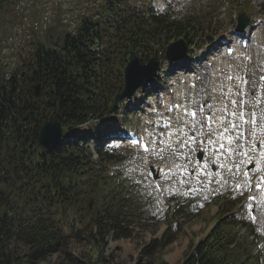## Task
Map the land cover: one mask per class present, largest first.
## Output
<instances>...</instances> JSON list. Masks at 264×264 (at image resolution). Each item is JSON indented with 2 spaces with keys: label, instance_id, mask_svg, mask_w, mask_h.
Listing matches in <instances>:
<instances>
[{
  "label": "trees",
  "instance_id": "1",
  "mask_svg": "<svg viewBox=\"0 0 264 264\" xmlns=\"http://www.w3.org/2000/svg\"><path fill=\"white\" fill-rule=\"evenodd\" d=\"M9 1L0 0V8ZM185 24L187 22L181 25L154 16H150L149 21L142 19L130 25L126 23L120 30L124 36L109 48L111 53L120 55L122 67H125L138 51L152 50L166 41L182 38L190 45L200 26L194 22ZM101 36L102 30L96 23L83 20L75 36L64 34L57 38L54 48L38 43L21 66L22 72L7 80L0 77V264L15 262L16 258L5 251L11 241L28 247L25 257L31 264L45 260L60 247L65 248L68 239L55 217L63 218L58 213L71 212L83 205L78 188L81 177L86 176L89 181L97 176L96 182H105L101 176L102 168L92 169L91 155L78 148L84 141L82 127L108 116L116 95L105 78V75L111 78L112 70L102 74L95 71L97 54L92 48ZM36 84L41 90L38 99L33 98L32 92ZM109 96L112 97L110 100ZM32 111L40 121L54 115L72 144L64 150L57 148L46 153L38 150L35 145L38 126L28 125ZM113 154V151L98 152V165L116 163L118 160L113 158L117 156ZM145 195L144 192L133 199L125 198L124 194H116V197L110 194L108 199L101 197V205L92 222L97 264H107L104 245L101 244L103 235H111L113 240L129 237L131 230L125 227L126 219L136 212V220L142 215L138 208L133 212L129 210L136 202L144 206L147 203ZM195 199V195H190L180 198L179 202L173 201L175 205L183 204L179 205L174 216L172 214L174 219L169 224L176 220V216L188 212ZM219 203L214 227L198 243L191 241L188 244L180 264L257 262L256 257L249 259L244 244L235 243L234 234L227 230L238 229L241 225L233 217L224 218L239 202L222 197ZM125 208L128 212L124 211ZM131 222L128 221L127 226ZM242 225L251 230L247 223ZM170 242L171 237L166 235L160 240H152L142 248L135 264H146L145 258H151L156 250ZM157 264H166L162 256L158 257Z\"/></svg>",
  "mask_w": 264,
  "mask_h": 264
},
{
  "label": "rangeland",
  "instance_id": "2",
  "mask_svg": "<svg viewBox=\"0 0 264 264\" xmlns=\"http://www.w3.org/2000/svg\"><path fill=\"white\" fill-rule=\"evenodd\" d=\"M72 3L74 15L79 17L80 10L85 8L83 0H72ZM184 4L185 8L182 11L174 12L171 8L167 9L166 17H168L170 21H196L200 26L198 28L199 31L196 34L197 38L195 39V42H193V45L196 44V46L202 44L207 36L210 37V43L218 42L220 35L227 34L228 30L233 29L235 26V17H233L232 12L234 10L238 11L239 9L247 11V0H189ZM166 17H164V19H166ZM12 21L13 24H15V16L13 15L9 4H5L0 8L1 38L7 33ZM130 21L131 18L126 20V23H129L130 25ZM120 30L119 33H116L114 28H106V30L103 31L105 34L104 38L107 39L106 43L110 42V44H115L119 37H123L124 33L120 32ZM64 31V28L59 26L58 23H55V25L40 38L34 37L32 42H19L13 48V53H11L10 57L7 54H4V56L0 54V73L4 70L7 71L11 69L14 73L22 72V61L20 58H24V62L25 60L27 61L29 53L34 49V46L37 43H41L49 48L54 47L56 38H61ZM169 42L170 41H166L160 46L154 47L152 50L138 51L140 62L145 63L147 57L151 55L161 61L163 59L166 45ZM235 42L236 39H233L232 43L235 44ZM113 56L114 55L111 56L112 59ZM119 59L120 56L115 59L116 61L112 69L113 74H111V78L105 76V78H107L106 83H108L110 89L113 90V94H117V91L121 92L123 90V68H121V62ZM230 63L234 62L231 60L226 62V64ZM109 66L107 68H109ZM236 66L239 71L252 73V80L256 78L258 67L256 69L257 72L252 71V69L256 67V63L245 65L243 62H236L235 67ZM161 71L159 72L158 78L154 79V82L152 83V86H157L158 89H160V86H166L163 82L164 76L171 75L172 73H170V71H173V68L168 67L163 73ZM159 84L161 85L159 86ZM215 84V81H207L205 85L202 84L206 90L208 98L212 100L218 99L222 96L220 95L221 90H216ZM139 91L142 93L138 96L136 102L135 100L133 101V105L120 102L114 112V119H111V116H105L98 122H90L83 126L82 134L84 135L85 140L96 134H98V137L105 134L108 136L116 135L118 137L121 129L130 133L140 132L147 135L151 146V153L144 156L137 150L129 149L126 146V143L121 141L114 149V154L112 155L117 156L113 159L118 161L116 163L103 164L102 168L104 169V174L102 176H106V178H104L105 182H103V180L96 182L98 179L97 176H94L89 181L86 180V176L81 177L78 183V188L83 196V205L79 208L80 212L78 210L77 215L67 216L68 214L65 213L61 215L65 219L61 225L64 227V235L68 236L67 246L65 248L60 247L59 251L51 254L45 260L32 264H76L77 261V264H97L94 254L96 251L95 243L92 238L95 232L92 225L93 216L94 212H96L101 205V197L108 199L110 194L116 197V194L125 195L128 192H131L133 195L129 196L130 199H133L136 194L147 192L151 202L144 206L145 213L141 220L135 221V216L137 215L136 212L134 213V216L131 217L133 219L131 226H125L129 228V230L132 228L129 237L113 240L111 235H103V242L101 244L104 245V256L107 264H135L142 248L154 239L160 240L163 235L171 237V242L161 249L156 250L151 258H145L146 264H157V259L160 256H163V259L167 264H180L188 244L191 241L198 243L204 238L205 234L213 228L214 221L217 219V213L214 210L216 209L213 204L214 202L210 201V195L215 189L220 188V178L215 174H211L210 179L212 182L208 184L205 182V179L199 178L195 175L190 177V179H187L182 173L165 180L163 182L164 188L166 191H170L171 195L173 193L175 196L181 195L183 187H190L193 191L192 193L198 196L196 205L193 208L195 211L192 212L191 210L190 214L183 215L180 219H176V221L170 225L168 224L167 219L160 217V214L157 215L159 212L157 213L156 209L160 211L161 208L163 209L165 203L164 201H161L160 203L157 200V195H155L153 189L150 187V180L147 176L148 172L146 166L153 165L158 167V169H163L167 168L169 165L177 164L181 167H188L191 165V169H193L197 162L195 159V153L196 151H199L204 155L205 163L208 161L212 165L214 172H216L217 169H223L226 165H230L231 171L235 173L234 177L240 180V170L242 167L240 166L239 172H237L234 167L235 164L240 162L236 161L235 158H230V156L220 151L216 154L208 153L211 146L215 147V144L213 145L209 142L212 140V133H209L208 137L205 135L207 142L201 145H197L195 142L189 143L187 140L180 141L176 145L169 141H163L160 137L162 129L157 127L155 120L156 117L147 118L142 113L147 110L145 107V102L148 100L145 98L147 91L143 90V88ZM191 94L193 93L191 92ZM111 98L112 97L109 96L108 100ZM129 108L133 111H136L138 108L141 110H137L138 112L133 114L134 112L130 111ZM141 118L147 119L148 122L141 120ZM89 134H91V136H87ZM92 139V142L97 144V139L94 137ZM71 144L72 140L67 137L58 149H67V146H70ZM104 145L105 143L102 141V146ZM78 148L84 150L85 153H88L86 145L83 144L80 147L78 145ZM102 153L104 154L105 152L102 151ZM92 156L93 164H95L97 159L94 158L95 156L93 154ZM252 164H254L252 172L256 174L258 168L255 163ZM221 165H224V167ZM92 168L100 169L101 166L92 165ZM117 178H122V181ZM90 200L93 202L91 209L88 211L86 210V205ZM198 201H200L201 204H198ZM115 206L116 205H114V207ZM138 206L140 205L137 202L134 203L129 211L133 212ZM237 208L238 209L235 212L227 214L225 219L235 217V219L241 223L244 222V220H246L245 215H243L245 213L244 199H241V204L239 203ZM262 210H264L263 206H261V208H256L257 214L258 212L261 213ZM124 211L128 212L126 210ZM71 217H74V220L67 225L66 220H71L69 219ZM227 230L231 234H234L236 231L235 228H227ZM237 230L238 233L235 236V242H238L237 239H239V243L244 241L248 246V250L251 249L250 242H253V248H255L257 243L254 239V235L260 233L264 236V212L262 216L258 218L256 226H254L251 233L245 228H238ZM263 249L264 241L257 246V251H260L259 254L262 258H264ZM255 250L256 248L252 252H249V258L255 254ZM5 251L10 252L12 256L16 258L15 262L12 264H31L27 262L25 257L28 253V247L19 242L11 241Z\"/></svg>",
  "mask_w": 264,
  "mask_h": 264
},
{
  "label": "snow or ice",
  "instance_id": "3",
  "mask_svg": "<svg viewBox=\"0 0 264 264\" xmlns=\"http://www.w3.org/2000/svg\"><path fill=\"white\" fill-rule=\"evenodd\" d=\"M229 79H232V77H229ZM238 79L240 84H250L251 87L246 92L240 87V84L236 85L238 90L235 94L239 98L230 101L235 111H228L227 106L220 109L222 114L227 112L228 116L235 117V120L228 119L225 121L223 115L219 117L207 115L197 120L196 112H192L191 116L193 117V122L200 124L201 127L204 126L205 120L211 122L215 118L221 122L220 127H222V131L218 133V138L226 140L227 144L221 143L219 149L232 156L245 158L248 163H255L257 168L262 172V176L257 177L260 183L255 185L259 189L264 185V95L260 97L254 95L257 89V80L253 79L249 81L243 77H238ZM259 80L264 81V75L260 76ZM246 105L251 107L252 111H246ZM256 109H259V111H256ZM245 126L248 127L246 128ZM249 137H251V143H249ZM209 142L216 143L215 140H210ZM221 166L224 167V165ZM240 166V163L234 165L237 172H239ZM243 175L248 185L251 186V181L248 180V173L244 172ZM240 187L242 185L237 184V188L239 189ZM248 199L252 200L254 198L250 196Z\"/></svg>",
  "mask_w": 264,
  "mask_h": 264
},
{
  "label": "water",
  "instance_id": "4",
  "mask_svg": "<svg viewBox=\"0 0 264 264\" xmlns=\"http://www.w3.org/2000/svg\"><path fill=\"white\" fill-rule=\"evenodd\" d=\"M248 20L242 15L238 17V26L236 31H242L247 25ZM187 48L182 40H178L170 44L166 48L165 60L176 61L182 58L186 54ZM159 62L154 59H150L147 64L141 65L138 58L132 59L126 65L123 78H124V90L120 94L114 97L113 104L110 112H113L118 102L123 98L132 97L135 92L150 82L157 73ZM34 98L39 96V85L33 88ZM37 122V117L33 112L30 114L29 124L33 125ZM62 124L52 115L43 120L39 125V132L36 137V145L42 152H48L56 148L62 141Z\"/></svg>",
  "mask_w": 264,
  "mask_h": 264
},
{
  "label": "bare ground",
  "instance_id": "5",
  "mask_svg": "<svg viewBox=\"0 0 264 264\" xmlns=\"http://www.w3.org/2000/svg\"><path fill=\"white\" fill-rule=\"evenodd\" d=\"M187 73H191L192 71H186ZM185 72V73H186ZM212 72H213V69H209V70H207V73L206 74H208L209 73V75L208 76H206V78H211L212 76H214V75H212ZM187 92H190L191 93V91L190 90H187ZM185 93H186V91H182V94H181V99L185 96ZM193 94H191V95H194V92H192ZM163 94V93H162ZM164 95V94H163ZM190 95V96H191ZM197 95V97L199 98V101L200 102H202V95H200L199 93H197L196 94ZM169 98H170V96H169ZM169 98H166V101H165V103H166V107H168V105H169ZM152 101H155L154 99L152 100ZM147 104H149V103H147ZM185 105H187V102L186 101H184L183 103H181V107H182V109H185ZM152 107V104H151V106H150V108ZM181 112L182 111H180V114H181ZM175 114H177V113H175ZM181 120L183 121L184 119L181 117ZM167 121H169V120H167ZM160 124H161V121H160ZM175 127V124L174 123H171V125H169V127H167V129H165L166 130V137H170V136H179V135H181L183 132H184V130H185V128L183 127V128H177V129H175L174 128ZM117 142L116 141H112V142H110L109 144L110 145H115Z\"/></svg>",
  "mask_w": 264,
  "mask_h": 264
},
{
  "label": "built area",
  "instance_id": "6",
  "mask_svg": "<svg viewBox=\"0 0 264 264\" xmlns=\"http://www.w3.org/2000/svg\"><path fill=\"white\" fill-rule=\"evenodd\" d=\"M48 21H47V18H46V16L43 18V21L41 22V26H42V28H44L45 27V25H46V23H47ZM38 26H36L35 25V28H37Z\"/></svg>",
  "mask_w": 264,
  "mask_h": 264
}]
</instances>
